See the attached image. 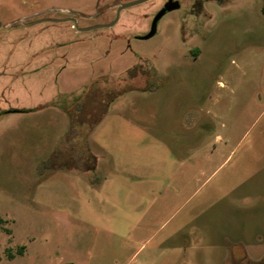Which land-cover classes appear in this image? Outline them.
<instances>
[{"label": "rangeland", "instance_id": "rangeland-1", "mask_svg": "<svg viewBox=\"0 0 264 264\" xmlns=\"http://www.w3.org/2000/svg\"><path fill=\"white\" fill-rule=\"evenodd\" d=\"M129 1L0 0V264H264L262 0Z\"/></svg>", "mask_w": 264, "mask_h": 264}, {"label": "water", "instance_id": "water-1", "mask_svg": "<svg viewBox=\"0 0 264 264\" xmlns=\"http://www.w3.org/2000/svg\"><path fill=\"white\" fill-rule=\"evenodd\" d=\"M143 1H146V0H132V1H129V2H126V3H122V4H120L118 6L117 11H116V17H115V19L112 22H109L107 24H96V25H92V26H89V27H86V28H83V29H92V28H97V27L110 26L116 21L120 9H122L124 7H127V6H130V5H134V4L143 2ZM177 6H178V3L176 1L167 0V2L164 4L163 8L159 9L157 11V13L155 14V16H154V18L152 20V27L156 24V21L159 19V17L161 16V14L164 11H166L168 9L175 8ZM51 20H54V19H51ZM55 20H59V19H55ZM11 27H12L11 25H6V26H3V27H0V30L1 29H8V28H11ZM151 33H152V29H151V31L149 32L148 35H150Z\"/></svg>", "mask_w": 264, "mask_h": 264}, {"label": "trees", "instance_id": "trees-1", "mask_svg": "<svg viewBox=\"0 0 264 264\" xmlns=\"http://www.w3.org/2000/svg\"><path fill=\"white\" fill-rule=\"evenodd\" d=\"M261 11H262V13L264 14V0H262ZM66 264H70V263H66Z\"/></svg>", "mask_w": 264, "mask_h": 264}]
</instances>
